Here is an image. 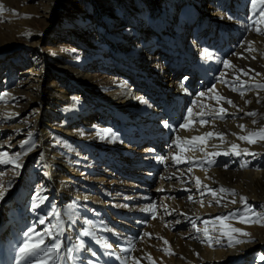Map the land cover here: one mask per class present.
Returning <instances> with one entry per match:
<instances>
[{
	"label": "bare ground",
	"instance_id": "1",
	"mask_svg": "<svg viewBox=\"0 0 264 264\" xmlns=\"http://www.w3.org/2000/svg\"><path fill=\"white\" fill-rule=\"evenodd\" d=\"M61 1L17 0L15 10L23 14L34 7L32 4L37 3L43 8L48 22L56 24L61 22L55 14L56 5ZM223 1L230 4L238 2H154L152 5L158 10L161 22H164L162 26L165 25V33L151 39L158 41L161 38L163 41L161 51L154 57L141 50L139 39L132 33L139 28L137 23L146 19L135 16L137 23L134 27L119 32L111 31V27L122 24V14L109 7L98 9L96 13L95 20L98 18L101 24L93 21L84 11L71 10L72 17L67 21L73 28L71 33L91 49L85 50L77 59L65 51L57 55L47 51L39 52L37 48L40 41L36 40L34 32H29L25 22L17 24L15 36L7 35L4 32L6 25H0V159H15L16 154L20 153L17 163L21 165L17 168L12 163H0V193H4L0 199V264H18L19 248L23 241L28 237L36 240L38 234L49 230L53 236H45L44 243L49 246L59 245L56 254L58 258L54 259V264H104V261L107 264H244L245 258L255 251L257 244L264 245L259 231L245 236L243 233L249 232L244 224L235 228L240 229V232H229L216 227L212 220L215 214L227 213L231 207H245L244 215L250 211L255 217L264 209V160L257 156L264 154V139L253 135L264 129V88L257 87L264 85V9L258 15L254 28H249L247 24L240 25L239 21L229 22L226 19L220 6ZM261 4H264V0H255L254 5L248 2L243 10L249 16ZM185 8L194 10L204 17L202 20L205 23L210 21L213 26L199 39L195 34L189 37V44L184 47L200 61L206 56L210 57L206 63L209 81H199L198 87L190 84L192 79L189 74L185 75L181 83L169 75L168 55L178 54L179 49L172 45L187 37ZM2 9H10V15L16 14L11 5H3ZM247 16L241 14L239 17L243 19ZM9 17L11 19L14 16ZM3 19L1 16L0 21ZM215 22H219L220 26L215 27ZM100 25L105 26L103 32L114 43L119 39L132 41L122 50L125 51L130 72L142 74L148 79L145 88L149 96L143 97L123 78L114 76L102 79L93 73L92 57L101 60L108 57L107 50L96 48L97 53L92 50L96 47L98 34H89L93 38L92 42L88 36L92 26L99 29ZM53 31L54 28L49 33ZM231 35L242 37L244 47L252 50H247L249 59L245 58L239 64H231L230 60L229 66L225 67V59L202 48V43L207 41L212 46L217 40L218 43L226 44L227 40L230 42L234 39ZM166 38L170 40L164 42ZM16 39L24 44L21 55H32L26 61L29 62V69H20L19 65L5 61L6 54L13 47L12 41ZM238 56L239 53L236 54ZM52 60L56 62L59 73L68 79L64 86L55 83L49 88L44 84L46 67ZM150 78L154 81L151 82ZM69 81L77 82L87 93L100 98L101 104L94 107L84 97L68 92ZM153 85L170 93L155 91ZM192 90L196 92L192 93ZM31 94L32 97L27 98L22 107L23 95ZM188 95L192 96L191 104L185 101L184 96ZM219 97L230 99L235 107ZM118 104L122 105L123 110L116 109L115 105ZM29 106H35V114L26 119L24 109ZM94 108L101 110V113L115 115L107 119L111 123V131L104 132L99 126L93 132L83 129L87 121H92L90 127H94L101 125L100 120H105L100 112H93ZM186 108L182 125L186 124L187 127L173 130L160 126L163 119L180 115ZM221 108L226 111L221 113ZM189 109L192 110L191 116ZM248 112L257 115L249 116L246 114ZM201 120L207 123L201 124ZM254 120L256 123H253ZM128 121L131 122L124 125ZM143 126V133H147L154 143L163 140L168 134L171 136V143L161 149L167 151V156L144 158L141 155L134 161L161 166L162 179L158 191L150 193L143 186L131 183L129 186L133 191L119 201L116 200L118 195L111 196L108 190L97 195L106 197L102 202L110 210L90 207L91 194L83 192L97 180L88 176L85 177V184L77 186L74 183V180L79 179L77 175L80 174V167L84 166L86 156L95 151L99 154L109 153L110 156L125 151L131 153L134 150L132 145L124 143L120 133L136 136L138 127ZM115 127H120V130L116 132L113 129ZM150 129L159 130V135L152 138ZM209 132L213 135L207 136ZM240 136H251L256 142L248 143L247 140L239 139ZM177 137L180 139L177 140ZM192 137L202 139L193 141ZM24 141L28 143L24 144ZM232 145L238 147L233 150ZM143 150L148 156L153 148L145 147ZM237 152L240 154L237 155ZM4 153H7V157ZM176 157L180 158V163L176 162ZM237 160H240L241 171L234 174L228 167ZM246 160L259 167L253 169ZM112 165L109 164L110 167ZM85 169L87 174H92L99 166L89 163ZM197 177L200 179L199 184L196 183ZM121 182L119 179L110 183L123 186L119 184ZM221 187L234 189L236 194L221 193L218 191ZM209 189L216 190V195ZM241 197L247 198L246 204L241 202ZM233 200L236 202L232 203ZM156 201L161 205L153 209ZM249 201L252 205H249ZM148 212L157 216V219L152 218L157 221H151L154 227L152 232L140 228L144 226L143 216ZM123 214L129 215L131 221L127 222ZM41 219L45 220L44 224L39 223ZM205 221L208 223L205 224ZM182 228L187 230L181 232ZM196 228L200 231L197 232ZM205 229L212 238L211 242L204 235ZM106 230L112 232L114 237L104 236ZM84 231L91 235L83 236ZM81 240L84 241L83 247H80ZM262 257L264 247L255 252L254 264H264Z\"/></svg>",
	"mask_w": 264,
	"mask_h": 264
},
{
	"label": "rangeland",
	"instance_id": "2",
	"mask_svg": "<svg viewBox=\"0 0 264 264\" xmlns=\"http://www.w3.org/2000/svg\"><path fill=\"white\" fill-rule=\"evenodd\" d=\"M160 0H62L58 5H56L55 8V14L56 17H60L61 22L59 21L56 24H50L48 20L45 18V13L42 7H39L37 3L32 4L34 7L29 8L25 13L20 14L18 11H16V2L17 0H1L0 6H6V4L11 5L16 11V14L10 15V9L0 11V17L3 16L5 19L0 21V25H6L4 28V32L9 35V36H15L17 34L16 28L17 24L21 22H25L26 26L29 29V32H34V36L36 40H39L40 43L38 45L39 52L41 51H47V53H52L57 55L58 52L60 51H65L68 54H70L74 59H77V57H81L80 55L83 54L85 50L89 51L91 50L88 46L84 45L79 39H76L74 35L71 33V30L73 29L71 26L67 24V21L70 20V17H72L71 10L75 9L78 12L84 11L93 21H98L96 18V13L98 14V9H103L106 7H109L110 9H114L115 12H119L122 14L121 18V23L122 24H116L114 27H111V31H116L119 32L120 30H123L125 28H131L134 27L137 23L136 17H143L146 20L144 22H138L139 28H137V31H132L133 36L135 38L139 39V45L141 47V50L147 53L148 55H151L152 57L156 56V53L161 51V45L163 44V41L161 38L157 40H151L154 37H160L161 33L164 32L165 25L162 26L161 19L158 15V10L153 7L154 2H159ZM105 2V3H104ZM175 1H173L174 3ZM102 3V4H101ZM37 5V6H36ZM182 5H178V7H181ZM232 6V5H229ZM9 11V12H8ZM185 13H186V18L188 21V27H186L187 31V37L186 39L180 40V42H175L173 43L172 46H174L176 49L179 48V43H183V46L185 47L188 45V38L194 36L195 32L193 31V27L196 31L200 30L201 36H203L206 32V30L211 29L213 26L211 25L210 21H206L205 23L202 19L200 14L195 12L192 9L185 8ZM85 14V15H86ZM9 16H14L9 19ZM247 16V14H245ZM135 18L134 21L132 18ZM232 17V14L231 16ZM97 23H100L98 21ZM207 25V26H206ZM215 27H219L220 24L219 22L214 23ZM103 27V28H102ZM54 28V31L52 34H50V30ZM103 29H106L105 26L100 25L99 29L96 27L92 26L88 30V36L89 34L91 36H95L98 34L97 41H96V47L93 48L92 50L97 53L96 48H101L104 50L108 51V57L106 59H99V57H92V71L95 75L99 76L102 79H109L115 77H120L125 79L127 82H130V85L143 97H147L150 95L149 92L146 91V80L147 78H144L142 74H135L133 72H130L129 70V63H127V60L125 58V51L122 50L124 47H126L129 44H131L132 41L130 40H124V39H119L117 42H113L110 36L103 32ZM144 29V30H142ZM142 30V31H141ZM196 35V34H195ZM121 36V35H120ZM234 39H231V43H233L234 47L233 49L229 50L227 53L228 55L225 56V61H230L232 60L231 64H239L242 60L249 59L250 55L249 52L246 50L244 47V39L242 37H234L231 35ZM90 37V36H89ZM91 42L93 40L92 37H90ZM169 38L163 39L164 42H167ZM170 40V39H169ZM182 41V42H181ZM10 43V42H9ZM8 44V43H5ZM109 44V45H108ZM13 47L8 51L5 57V61H9L12 64H17L20 66V69L22 67L29 69V61L32 55H29L25 53L24 55H21L20 51L21 49L24 48L23 42L19 40L12 41L11 44ZM109 47V48H108ZM31 53V51H29ZM239 53V56L236 57V54ZM178 54H173V55H168V68H169V75L173 76L174 70L172 69V66L174 65L173 59L175 56ZM14 61H12V60ZM1 63V62H0ZM59 69L56 65V62L52 60L49 65L46 67V82H44L45 86H48L49 88H52L55 83L58 84V86H63L65 85V81L68 79L63 75L59 73ZM20 72V71H18ZM136 76V77H134ZM184 76H178L177 81L178 83H181L183 80ZM29 78V77H28ZM192 79V77H191ZM151 82L154 81L153 78H150ZM199 81L202 80H197L195 82L196 87L199 86ZM27 85L29 82L26 83ZM190 84H193V79L190 82ZM193 86V87H194ZM172 88V87H171ZM67 90L68 92H71V94H77L78 96L84 97L87 101H89L94 107L99 104H101L100 98H96L94 94L92 93H87L84 88H81V86L77 82H72L69 81L67 85ZM153 90L155 91H160L157 86L153 85ZM3 92V90L1 91ZM34 91H32L33 94ZM31 96H26L23 95L24 99L22 102V107H24L26 103V99L32 97ZM101 106V105H100ZM117 110H123L122 105H115ZM35 106H29L25 107V112H24V117L26 119L34 117L35 111H33ZM93 112L95 114H98L99 112L101 113V110L98 111V109L94 108ZM120 112V111H119ZM101 116L105 120H100L99 123L94 127H90V123L92 122H85V125L83 129L85 131H90L93 132L97 130V126H99L100 129L105 131H111L110 130V125L111 123L107 121V119H112L115 117V115H107L105 113H101ZM165 116V115H164ZM129 122H126L124 125H127ZM83 125H80L82 127ZM116 132L120 130V127H115L113 128ZM145 138L144 140H151L152 143L154 141L150 138V136L147 133H143ZM23 137L21 136L20 139ZM156 148H159V150L162 149V147H158L157 144H154ZM168 146V145H167ZM166 146V147H167ZM133 151H131L130 155L136 156V159L140 157L141 155L144 156V148L142 150H137L135 147L132 145ZM154 149V148H153ZM126 153L128 152H120V155L116 156H110L109 153H101L99 154L97 151H95L94 154H88L86 156L84 166L80 167V174L77 175L79 178L78 180H74V183H77L76 185L80 186L85 184V177L90 176L89 178H92L94 181L92 184H89L86 187V191L83 193L85 194H91L89 195V199L91 201L89 202L91 204L90 207L94 209H100V208H105L106 210H110L108 207H104V203L102 202L103 200L106 199L104 196H97L102 195V192L104 190H110L111 189H118L117 192L119 194H114L118 195L116 200L119 201L122 199V197L127 196L130 194V191H133V188L129 186V184L133 183L129 180L126 182L124 179L121 178V176L117 177V175L111 174L109 171H104L103 168L104 166H109L110 162L115 164L118 163L119 159L125 158L124 161L128 163L126 165L129 167V165H133L138 171H145L147 170V164L148 163H137L134 162L131 157H129L126 160ZM86 154V152H84ZM123 155V157H120ZM264 154H260L257 156H261V160L263 161L264 158L262 157ZM110 161V162H109ZM224 163L225 161L222 160ZM94 164L95 167L99 166V169L95 170L92 174H87V169H85V166L88 164ZM109 163V164H108ZM247 164H250L253 166V169H257L254 167H257L258 165L255 164L254 162H248L246 160ZM151 164V163H150ZM226 164V163H225ZM259 167V166H258ZM229 169L232 170L234 174H237L241 171L240 169V160H237L235 164L231 165L228 167ZM261 168V167H260ZM264 168V167H262ZM108 172V173H106ZM110 173V174H109ZM137 173H142V172H137ZM161 170L158 171V175L156 173L152 178V181L150 183L151 190H148L150 193H156L158 191L159 183L161 182L162 175H161ZM149 174V173H148ZM142 176L145 175V173L141 174ZM121 179L122 182L119 184H123V186L120 185H114L110 183L111 181H116ZM100 189V191H98ZM76 190V189H74ZM81 190V189H77ZM113 190V191H114ZM73 191V190H72ZM110 193V192H109ZM111 196L113 194L110 193ZM107 196V195H105ZM83 204H86L85 200H82ZM157 203L159 201H156L154 203V206L157 208ZM249 205H252V202H248ZM159 205H161L159 203ZM258 207V206H257ZM218 208V207H217ZM244 210L245 207H231L230 211L224 214L217 213L212 217L213 223L216 227H219L223 230L226 231H232V229L235 228H240V224H244L247 228V231L249 233H255L256 231H259L262 235V238L264 239V209H262L258 215L255 217L250 213V211H247L246 215H244ZM218 212V210H217ZM156 214L152 212H148L143 216V220H145L144 226L140 227L142 229H147L149 232H152L154 230V227L152 225V218L155 217L154 219H157L155 216ZM217 217H227V219H224L223 221L218 220ZM241 219L244 220H249L252 222L249 223H242ZM157 221V220H153ZM187 230L186 228H182L181 232H184ZM136 237V236H135ZM225 239V238H224ZM223 240V238H221ZM264 245L257 244L254 247V252L248 254V256L245 258L244 264H254L255 260V252L258 250L263 249ZM105 264V263H104Z\"/></svg>",
	"mask_w": 264,
	"mask_h": 264
},
{
	"label": "snow or ice",
	"instance_id": "3",
	"mask_svg": "<svg viewBox=\"0 0 264 264\" xmlns=\"http://www.w3.org/2000/svg\"><path fill=\"white\" fill-rule=\"evenodd\" d=\"M252 3L254 5L255 4V0H252ZM0 10H3L2 9V6H0ZM262 15H264V11H262ZM257 31H259V29H257ZM246 50H252V49L249 47V49H246ZM253 58H255V57H253ZM224 64H225V67H228L229 66V62L228 61H224ZM241 71H243V70H241ZM245 74L247 75V73H245ZM257 87L264 88V85H257ZM4 95H7V93H5ZM201 95H204V94L201 93ZM241 95H243V93H241ZM218 99H224V100H226V102L229 105H233V102L230 99H227L225 97H219ZM246 103H251V101H246ZM233 106L235 107V105H233ZM225 111L226 110L224 108H221L220 109V112L221 113H224ZM188 113H189V116H191L192 110L189 109L188 110ZM246 114L249 115V116H256L257 115L255 112H248ZM221 118H223V117H221ZM200 123L201 124H204V123H207V121L201 120ZM253 123H256V121L254 120ZM165 126H167V125H165ZM180 127H187V125L186 124L185 125H181ZM239 127L243 128L244 126L243 125H240ZM206 135L207 136H212L213 133L209 132ZM253 135L259 136L261 139H264V129H262L258 133H254ZM179 139L180 138L177 137V140H179ZM201 139L202 138H200V137H192V140L193 141H195V140H201ZM239 139H241V140H247L248 143H255L256 142L254 139L251 138V136H240ZM23 143L24 144H27L28 141H24ZM237 147H238L237 145H232L233 150H235ZM244 151H247V149H245ZM236 154L239 155L240 153L237 152ZM3 155L5 157H7V153H4ZM19 158H20V153H17L16 156H15V159H8V160H2V159H0V163H12V164L15 165V167L18 168V167L21 166L20 164L17 163V161L19 160ZM176 162L177 163H180L181 162L179 157H176ZM242 166H244V165H242ZM189 170H191V169H189ZM196 183L197 184L200 183L199 177L196 178ZM209 191H211L214 196L216 195V190L209 189ZM218 191L221 192V193H231L232 195H235L236 194L234 189H225L223 187H221ZM3 195H4V193H0V199L3 198ZM42 199H46V197L45 198H42ZM246 200H247L246 197H241V202L242 203H245L246 204ZM231 202L232 203H235L236 201L233 200ZM217 203H219V201H217ZM201 204L203 205V202L202 201H201ZM34 207H35V205H34ZM154 207L155 206H153V209H154ZM217 219L223 221L224 219H227V217H217ZM241 222L242 223H249V222H252V221L241 219ZM39 223L44 224L45 223V220L44 219H41L39 221ZM207 223L208 222L205 221V224H207ZM193 226L196 227L195 224ZM196 231L199 232L200 229L199 228H196ZM232 231L233 232H240L241 230L240 229H232ZM82 235L83 236H89V235H91V233L88 232V231H84L82 233ZM146 235H149L150 236V234H146ZM204 235L206 237H208V241L211 242V239L212 238L210 236H208V233H207V230L206 229H205ZM243 235L250 236L251 234L250 233H243ZM45 236H53V234L49 230L46 233L38 234V237L39 238L36 239V240H33L32 237H28L27 239H25L23 241V243L20 245V248H19L20 255H19L18 264H21V262H23V264H54V259L55 258H58V256H56V254L58 253L59 245H55V246L46 245L44 243ZM242 242L243 241H237V243H242ZM165 243H167V241H165ZM83 244H84V241L81 240L80 241V247H83ZM105 246L106 247H111V245H105ZM232 246H234V245H232ZM262 258H264V257H262Z\"/></svg>",
	"mask_w": 264,
	"mask_h": 264
}]
</instances>
